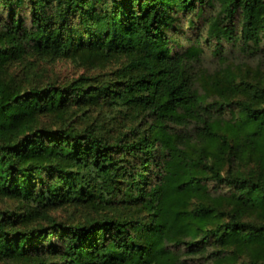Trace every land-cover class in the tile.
<instances>
[{
    "label": "trees",
    "instance_id": "obj_1",
    "mask_svg": "<svg viewBox=\"0 0 264 264\" xmlns=\"http://www.w3.org/2000/svg\"><path fill=\"white\" fill-rule=\"evenodd\" d=\"M195 19L216 55L222 42L264 54V0H0V199L96 215L20 228L0 211V264H264V79L206 103L202 36L179 38ZM77 54L126 63L117 81L23 89L8 78L27 55ZM100 102L140 118L114 138L41 121ZM209 183L228 192L211 195Z\"/></svg>",
    "mask_w": 264,
    "mask_h": 264
},
{
    "label": "rangeland",
    "instance_id": "obj_2",
    "mask_svg": "<svg viewBox=\"0 0 264 264\" xmlns=\"http://www.w3.org/2000/svg\"><path fill=\"white\" fill-rule=\"evenodd\" d=\"M197 23L195 31L192 28H185L184 35L179 36L182 45L187 47L195 40V37L202 36L200 39L201 50L195 63V74L197 77V87L199 94L205 99L206 103L227 101L237 98L240 94L228 88L231 85L238 84L239 80L264 79V54L255 58H246L236 50L222 42V56L214 52V41L207 46L204 44L206 24L202 21L194 20ZM189 38L190 44H187ZM84 54H77L75 57L67 58H40L33 55L25 56L21 61L14 62L8 69V78L23 89L32 87V85H43L47 82L56 84L66 83L77 78L80 75L96 77L106 81H117V71L126 63V59H114L111 61L97 62L96 60H86ZM230 79L228 80V78ZM228 81V83H227ZM227 83V84H226ZM96 106H84L73 108L62 119L56 120V117H42L41 121L46 126L52 128L66 123L68 126L82 130L85 127H91L104 137H115L120 131H125L137 122L140 115L136 117L134 110L122 106L98 103ZM136 124V123H134ZM176 131L187 133L182 128H176ZM123 184H120V188ZM97 185V190L99 189ZM211 195L227 193L225 187H216L212 183L208 184ZM192 207L195 201L192 202ZM119 209L122 210L120 206ZM0 211L16 213L14 221L20 228L30 227L31 225H46V219H55L67 223H78L87 218V216H96L93 208L89 205L77 206L64 204L54 208H37L35 202L23 203L19 200L0 199ZM17 225V226H18ZM212 250L209 247L208 252ZM182 259L189 260L188 256ZM194 261V260H190ZM201 262V260H198ZM206 264H212L207 262Z\"/></svg>",
    "mask_w": 264,
    "mask_h": 264
}]
</instances>
